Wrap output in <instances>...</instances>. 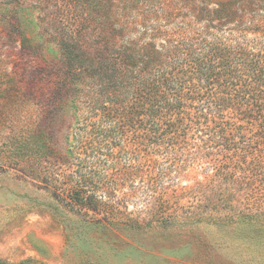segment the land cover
Masks as SVG:
<instances>
[{"label": "rangeland", "instance_id": "374dc122", "mask_svg": "<svg viewBox=\"0 0 264 264\" xmlns=\"http://www.w3.org/2000/svg\"><path fill=\"white\" fill-rule=\"evenodd\" d=\"M182 1L0 0V264H264L262 124L177 128L174 143L131 146L139 156L119 157L120 170L75 140L76 118L103 87L90 74L75 83L65 77L66 47H77L87 62L101 61L99 53L110 61L112 45L126 38H115L109 10L118 22H158L163 34L144 42L166 53L173 48L168 42L195 31L184 24L196 12ZM101 17L107 30L99 34ZM221 36L235 66L236 43L246 48L247 64L264 52V40L254 34ZM203 50L208 56L210 49ZM243 72L255 97L248 100L264 104L257 76ZM121 129L150 135L149 128ZM166 158L180 169L166 175ZM221 164L234 176L217 175ZM149 169L154 181L141 175Z\"/></svg>", "mask_w": 264, "mask_h": 264}, {"label": "trees", "instance_id": "16d2710c", "mask_svg": "<svg viewBox=\"0 0 264 264\" xmlns=\"http://www.w3.org/2000/svg\"><path fill=\"white\" fill-rule=\"evenodd\" d=\"M183 4H187L191 12H196L193 22L184 24L195 27V31L191 38L183 37L176 44L168 42L173 48H164L166 53L158 49L155 42H144L147 36L154 39L163 34L157 30L158 22L151 24L145 22L146 18L143 21L118 22L107 10L104 11L106 21H115L111 28L118 33L115 38L124 36L127 40L120 46L112 45L110 61L99 53L101 61L87 62V56L79 55L75 46L66 47L63 54L68 80L75 83L80 77L83 80V74H90L100 80V87H103L101 98L92 102L88 113H81L76 118L73 126L78 135L75 140L80 147L90 145L91 152L100 162H109L117 170H120L117 167L119 157L138 155L136 149L130 150L131 146L142 147L146 141L160 143L168 138L174 143L171 136H175L177 128H228L235 131L250 125L264 126V104L249 101L255 97H251L248 91L250 76L243 72V69L254 72L259 82V99L264 100V52L247 64L246 48L236 43L234 50L239 61L235 66L229 61L230 53L222 47L221 36L226 32L231 35L254 34L264 40V0H228L224 3L183 0L182 8ZM96 5L94 2L92 8ZM154 5L168 15L163 6ZM238 12L243 15L239 16ZM104 18L97 20L99 34L107 30ZM196 42L199 47H196ZM206 48L210 49L208 56L203 50ZM98 49L107 52V49ZM197 79H202L205 86H198ZM241 92L242 98L239 96ZM245 98L247 102L243 101ZM260 100L256 99L257 102ZM125 101H128L126 105ZM197 102L202 103L198 105ZM243 119H248L247 124H243ZM121 128H149L150 135H129ZM116 147L119 153L115 152ZM166 161V175L175 172L177 165L180 169V162L175 164L171 158H166ZM225 168L229 171L225 172ZM216 173L227 179L235 174L234 169H227L225 164L224 167L221 164ZM141 175L150 181L155 179L151 169Z\"/></svg>", "mask_w": 264, "mask_h": 264}]
</instances>
